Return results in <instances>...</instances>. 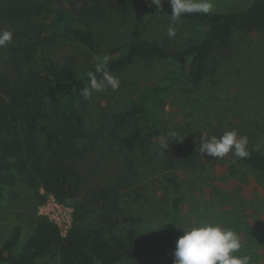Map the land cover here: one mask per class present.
I'll return each instance as SVG.
<instances>
[{
  "label": "rangeland",
  "instance_id": "obj_1",
  "mask_svg": "<svg viewBox=\"0 0 264 264\" xmlns=\"http://www.w3.org/2000/svg\"><path fill=\"white\" fill-rule=\"evenodd\" d=\"M255 0H211L213 12L246 11ZM80 0H26L25 5L45 3L42 13L31 19L0 18V31L10 30L12 42L0 47V73L12 79L22 55L12 48L31 46L37 56H50L61 68L79 69L97 65V58L80 44L56 37L51 25L55 11H67ZM21 5L18 1L0 2L2 8ZM170 16L130 12L125 15L110 11L95 21L97 38L104 45L122 44L132 39H146L182 50L191 40L204 33L199 24L176 30L169 38ZM176 26V23H175ZM184 28V27H183ZM21 65V64H20ZM179 66L158 60L135 61L117 74L120 86L95 92L85 112L87 136L79 140L81 153L71 162L79 172L82 188L79 198L66 203L69 207L82 201L101 186H111L121 193L122 217L107 233L122 234L131 224L139 231H158L172 218L171 203L175 196L168 179L176 177L182 186L183 208L179 237L183 229L206 221L232 229L241 240L236 256H248L250 264H264V175L237 161L216 158L209 161L201 156L200 137L208 135L209 126L223 122L227 130H236L248 139L247 149L264 151V34L235 33L232 53L198 83L185 79L174 87L167 99L162 116L161 136H169L165 151L159 139L149 155L142 156L140 148L130 137L147 120L138 119L128 125L116 123V115L139 99L142 87L160 82ZM44 145V138H39ZM191 146L199 152L193 165L185 163V153ZM228 159L237 158L231 152ZM233 164V166L231 165ZM0 247L13 227L22 225V239L16 252L36 227V216H44L47 194L40 198L21 181L14 188L0 186ZM225 194V195H223ZM227 195V196H226ZM90 198V196H89ZM100 211L96 209L83 220L86 228L101 226ZM130 218L129 222L124 218ZM172 259L142 258L116 264H173ZM38 264H61L59 258H45Z\"/></svg>",
  "mask_w": 264,
  "mask_h": 264
},
{
  "label": "trees",
  "instance_id": "obj_2",
  "mask_svg": "<svg viewBox=\"0 0 264 264\" xmlns=\"http://www.w3.org/2000/svg\"><path fill=\"white\" fill-rule=\"evenodd\" d=\"M6 1L13 0H0ZM15 1L21 5L9 9L0 7V18L31 19L46 10L45 3L25 5L26 0ZM80 2H74L67 11H55L50 23L56 37L85 47L97 58V65L61 68L50 56H37L31 46L22 45L12 48L22 55L21 62H15L16 74L9 80L7 75L0 73V186L14 188L23 181L37 197L40 198L43 191L53 195L59 203L79 198L82 188L79 172L71 160L81 153L78 142L87 136L85 112L95 92L86 99L82 90L89 84L90 72L98 79L101 78L100 71L116 76L135 61L158 60L179 66L160 82L144 85L139 99L116 115V123L122 126L142 118L147 120L146 126L135 128L130 137L146 157L162 135L167 99L182 74L189 83L198 84L209 75L212 66L219 65L232 53L235 33L258 31L264 34V0H255L242 12L183 14L176 22L175 30H185L196 24L205 30L182 50L143 38L104 45L96 37L94 24L110 11L123 15L139 12L170 16L171 3L161 0L162 4L157 8L151 0ZM226 131L230 130L218 121L209 126L207 138L220 137ZM40 137L44 138L43 146ZM247 150L250 154L247 158L228 159L225 156V161L230 160L233 164L237 161L264 175V151ZM198 154L191 146L185 153V163L193 165ZM206 157L209 161L216 159ZM168 182L175 194L171 203L173 216L158 231L143 233L131 224L122 234L107 233L105 230L114 227L118 217H122L121 193L111 186H101L75 204L74 223L66 237L61 236L58 227L48 218L36 216L35 229L17 253L22 225H15L0 247V264H38L45 258H59L61 264H116L142 258L174 260L183 196L176 177H170ZM96 209L101 213V226L86 228L83 225L85 216ZM124 219L130 221V218Z\"/></svg>",
  "mask_w": 264,
  "mask_h": 264
},
{
  "label": "clouds",
  "instance_id": "obj_3",
  "mask_svg": "<svg viewBox=\"0 0 264 264\" xmlns=\"http://www.w3.org/2000/svg\"><path fill=\"white\" fill-rule=\"evenodd\" d=\"M172 6L170 15L172 23L167 30L168 37L176 35L175 23L185 13L208 14L213 10L211 0H169ZM157 8L161 6V0H151ZM10 30L0 31V47H5L12 42ZM105 57V62H107ZM100 71V69H97ZM101 78L90 72L89 84L82 90L83 96L91 98L94 92H101L107 88L116 91L120 81L107 71H100ZM170 142L169 136L159 137L161 148L165 151ZM201 156L207 155L212 158H224L230 152L240 158H247L250 154L247 150L248 139L239 135L236 130L226 131L220 137L204 135L199 140ZM184 234L179 237L173 253V264H250L248 256H236L241 247V240L232 229L221 227L211 222L202 221L196 226L183 229Z\"/></svg>",
  "mask_w": 264,
  "mask_h": 264
},
{
  "label": "built area",
  "instance_id": "obj_4",
  "mask_svg": "<svg viewBox=\"0 0 264 264\" xmlns=\"http://www.w3.org/2000/svg\"><path fill=\"white\" fill-rule=\"evenodd\" d=\"M45 209L43 217L48 218L55 224L62 237H66L70 228L74 223V208L69 207L66 203H59L53 195L47 194L46 203L43 205Z\"/></svg>",
  "mask_w": 264,
  "mask_h": 264
}]
</instances>
